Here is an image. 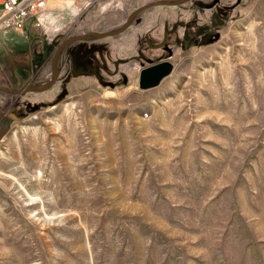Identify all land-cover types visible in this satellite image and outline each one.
I'll return each instance as SVG.
<instances>
[{"label":"rangeland","instance_id":"obj_1","mask_svg":"<svg viewBox=\"0 0 264 264\" xmlns=\"http://www.w3.org/2000/svg\"><path fill=\"white\" fill-rule=\"evenodd\" d=\"M149 1L48 0L45 79L14 86L43 87L60 41ZM213 7L236 12L208 19L215 34ZM2 29L0 50H27L24 29ZM54 69L46 92L0 90V264H264V0L155 5L67 44Z\"/></svg>","mask_w":264,"mask_h":264},{"label":"water","instance_id":"obj_2","mask_svg":"<svg viewBox=\"0 0 264 264\" xmlns=\"http://www.w3.org/2000/svg\"><path fill=\"white\" fill-rule=\"evenodd\" d=\"M184 1H187V0H175V1L153 0V1H149L147 3L139 5L138 7L132 9L127 14L123 24L120 27H118L112 31L100 32V33L95 32V31H86V32H83L79 35L69 36L68 38L60 41L56 45L54 51L52 52V55H51L50 60H49V72H50L51 77H50V80L43 85V87L32 88L30 86H26V87H23L21 89H18L16 87L0 85V90L6 91V92H11V93H14L17 95L23 94L25 92L47 90L53 85V83L56 79V72L54 69V63L57 59L58 52L67 44L74 42V41L82 40L84 37L89 36V35H94L97 37H107V36L117 35L118 33L123 31L127 27L130 18L133 15L141 12L142 10L149 8V7H152V6H155V5H166V6L177 5V4H180ZM170 70H171V63L169 61H166V60H163L161 62H157V63H154V64L140 68L138 71V77H137V87L139 89H147V88H151V87L156 86L158 84V82L161 80V78L166 76L170 72Z\"/></svg>","mask_w":264,"mask_h":264},{"label":"crops","instance_id":"obj_3","mask_svg":"<svg viewBox=\"0 0 264 264\" xmlns=\"http://www.w3.org/2000/svg\"><path fill=\"white\" fill-rule=\"evenodd\" d=\"M38 14V13H37ZM37 14L29 17L21 29L26 32V38H28L27 50H22L20 52L11 53L10 46H4L3 50H0V70H3V74L6 78V83L15 87L17 82L23 84L27 79H33L34 83H38L45 79L46 73L44 70L38 73L37 70L44 68L45 54H47V41H45L43 35L36 34V28L34 23H37ZM38 24V23H37ZM18 29V30H21ZM1 30V29H0ZM3 30V29H2ZM21 68V76L12 70L15 68ZM11 71L8 72V70ZM11 69V70H10Z\"/></svg>","mask_w":264,"mask_h":264},{"label":"built area","instance_id":"obj_4","mask_svg":"<svg viewBox=\"0 0 264 264\" xmlns=\"http://www.w3.org/2000/svg\"><path fill=\"white\" fill-rule=\"evenodd\" d=\"M48 0H0V29H21L24 22L37 14ZM38 25L37 23H34Z\"/></svg>","mask_w":264,"mask_h":264},{"label":"trees","instance_id":"obj_5","mask_svg":"<svg viewBox=\"0 0 264 264\" xmlns=\"http://www.w3.org/2000/svg\"><path fill=\"white\" fill-rule=\"evenodd\" d=\"M236 13L235 11L232 12L231 8L228 7H224L223 10H220V13L217 12L216 8L213 7L212 9H210V11H208V13H205L203 15L204 17V27L209 29V32L212 34H215L217 32V28L216 26H211L212 24L209 23V18L211 17H218L219 19V23L221 22H227L230 18H232V15ZM217 18L215 20H218ZM42 92H46L45 90H43Z\"/></svg>","mask_w":264,"mask_h":264}]
</instances>
